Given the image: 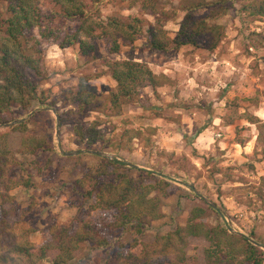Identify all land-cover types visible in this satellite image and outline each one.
<instances>
[{
  "label": "rangeland",
  "instance_id": "obj_1",
  "mask_svg": "<svg viewBox=\"0 0 264 264\" xmlns=\"http://www.w3.org/2000/svg\"><path fill=\"white\" fill-rule=\"evenodd\" d=\"M192 1L210 4L198 14L218 10L219 0H105L85 24L57 18L53 38L38 35L35 46L42 52L36 55L44 79L37 80L46 105L37 101L32 112L15 107L0 124V221L4 211H10L13 230L18 235L28 232L35 251L52 244L63 230L76 235L91 220L104 236L122 239L125 256L133 252L155 263H169L176 253L158 243L186 227L192 210L207 209V203L224 214L208 209L202 220L207 225L222 224L264 244V17L242 9L243 2L252 0H224L228 12L217 19L224 28L217 49H211L209 34L201 37L199 47L153 49L154 37L164 42L176 38L184 3ZM38 3L49 10V0ZM134 18L142 30L131 40L110 27L121 45L117 54H111L114 39L88 38L86 31L80 36L95 46V54H84L80 44L61 46L81 25L96 26L99 34L98 23L109 27L115 19L131 24ZM105 58L148 64L160 85L141 90L120 112L82 113L73 104L82 80L100 102L117 87ZM92 126L101 140L90 146L81 140ZM251 140L255 151L247 155L240 146ZM90 151L127 163L111 166L108 175L128 174L141 195L159 198L161 217L152 219L142 235L109 227L116 221L115 211L94 210L95 199L85 196L82 180L100 166L99 155ZM209 246L203 238H191V261L204 264ZM120 251L119 244L108 253L86 242L75 252L73 264H116Z\"/></svg>",
  "mask_w": 264,
  "mask_h": 264
},
{
  "label": "trees",
  "instance_id": "obj_2",
  "mask_svg": "<svg viewBox=\"0 0 264 264\" xmlns=\"http://www.w3.org/2000/svg\"><path fill=\"white\" fill-rule=\"evenodd\" d=\"M49 1L51 2L49 10L45 12L38 0H0V124L8 121L15 107L32 112L35 102L39 101L46 105L43 94L40 93V82L37 80V78L44 79L42 61L36 55L42 52L35 46L39 40L38 35L44 39L53 38L55 30L52 25L57 18L84 20L83 24H85L86 19L93 18V10L98 9L105 0ZM209 5L205 1L184 3L185 16L176 38L171 42H164L154 37L151 42L152 48L168 51L171 48L180 50L184 46L199 47L201 37L209 34L213 37L211 49H217L224 36V28L217 24V19L228 12V7L225 6L224 0H219L218 10L214 8L213 12L198 14ZM211 5L216 7V4ZM242 9L252 15L264 17V0L243 2ZM134 19L135 23L131 24L111 19L108 23L109 27L98 23L101 29L99 34H97L96 26L83 29L84 25H81L69 36L68 43H62L61 46L80 44L84 54H95V46L80 36L81 31H86L88 38L99 36L106 40L114 39L111 54H117L121 50V45L118 39L114 38L110 27L125 33L131 40L142 30L140 20ZM33 41L35 42L32 43ZM104 61L117 87L107 97L106 102H100L94 89L82 80L73 101L82 113L92 109L120 112L124 102L133 100L141 90L149 87L155 89L160 85L159 77L148 64L131 59L116 61L105 58ZM24 124L25 122H22L19 126ZM90 128L92 129L83 132L81 142H87L92 146L101 138L95 126ZM98 155L100 166L82 180L87 189L85 196L88 199H95L94 210L115 211L116 221L109 224V227L142 235L146 225L150 224L152 219L161 217L159 198H149L147 194L141 195L135 179L128 174L109 176L108 168L111 166L116 169L128 164ZM207 206V209L201 206L195 207L186 227L178 228L163 237V243H158L164 245L167 251L176 253L174 259L165 264H194L187 251L191 238H203L210 243L205 251L204 264H264V244L257 245L253 237L234 232L222 224L209 226L202 221L208 209L220 217L224 216L218 206L208 203ZM86 242L92 243L96 250H104L108 253L119 244L121 251L116 264H160L153 262L151 258H139L133 252L125 256V244L122 239L117 242L104 236L100 228L98 229L91 220L85 222L76 235L69 234L68 230L55 234L53 243L37 252L28 232L23 231L18 235L13 230L12 214L8 210L4 211V217L0 221V264H73L75 252L81 244ZM158 244L154 245V252H157ZM51 251L58 253L52 255ZM150 254L151 252L149 257ZM104 264L109 262L104 260Z\"/></svg>",
  "mask_w": 264,
  "mask_h": 264
},
{
  "label": "crops",
  "instance_id": "obj_3",
  "mask_svg": "<svg viewBox=\"0 0 264 264\" xmlns=\"http://www.w3.org/2000/svg\"><path fill=\"white\" fill-rule=\"evenodd\" d=\"M221 136V134H220ZM244 147L240 146L242 148V151L247 154V155H252L255 151V140H251V141H248L245 145H243ZM263 163V162H262ZM261 163V164H262ZM246 235V234H245ZM260 245H263V244H260ZM264 247V245H263Z\"/></svg>",
  "mask_w": 264,
  "mask_h": 264
},
{
  "label": "water",
  "instance_id": "obj_4",
  "mask_svg": "<svg viewBox=\"0 0 264 264\" xmlns=\"http://www.w3.org/2000/svg\"><path fill=\"white\" fill-rule=\"evenodd\" d=\"M10 125H12V124H10ZM79 151H76V152H74L73 154H77ZM84 152H89V151H84ZM91 153H94V154H100V155H106V154H104V153H102V152H98V151H90ZM69 154H72V153H69ZM255 244H257V245H259L257 242H255Z\"/></svg>",
  "mask_w": 264,
  "mask_h": 264
},
{
  "label": "built area",
  "instance_id": "obj_5",
  "mask_svg": "<svg viewBox=\"0 0 264 264\" xmlns=\"http://www.w3.org/2000/svg\"><path fill=\"white\" fill-rule=\"evenodd\" d=\"M225 220H226V223H228V224H230V223H231V221H230L229 217H225Z\"/></svg>",
  "mask_w": 264,
  "mask_h": 264
}]
</instances>
